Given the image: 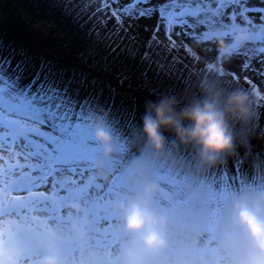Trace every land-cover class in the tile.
Here are the masks:
<instances>
[{
    "label": "rangeland",
    "instance_id": "1",
    "mask_svg": "<svg viewBox=\"0 0 264 264\" xmlns=\"http://www.w3.org/2000/svg\"><path fill=\"white\" fill-rule=\"evenodd\" d=\"M6 5V1H0V41L24 49L36 64L43 60L50 62L69 83L79 82L90 95L78 102L76 118L69 122L71 132L67 131V124L63 127L48 124L30 118L27 113L6 118L14 139L23 147L6 151L0 163L3 227H9V221H13L18 238L29 234L33 241H38L22 258L12 261L9 259L12 252H4L0 260L4 264H43L49 253H55L61 264H104L106 260L122 264L127 236L117 205L139 191L140 182L131 174L130 165L135 160H144L150 178L162 190L156 207L170 220L168 251L154 264H234L223 243L230 205L236 197L264 193V164L247 173L229 163L225 154L209 165L199 158L195 147L183 145L167 130V151L156 155L146 147L143 115H137L130 105H122L119 94L134 86L158 101L174 97L175 90L171 87L175 85L190 94V100L182 99L186 105L202 96L205 85L225 92L241 88L249 93L252 109L251 118L241 124L253 126L244 131L232 121L233 139L242 135L254 137L263 147L260 93L236 83L228 71L238 69L236 61L240 53L255 44L260 36L256 28L236 26L214 31L212 40L218 32L230 38L241 27L253 32V42L228 63L219 60L215 46L208 47L202 37L196 38L199 45L195 42L188 46L187 55L183 50L165 53L184 65L180 68L177 63L179 74L168 77L155 64L150 68L143 64L138 54L144 51V43L150 42L154 21H126L121 31L116 20L109 18L98 23L100 47L94 54L78 55L52 42L48 31L38 25L34 16H28L21 4L19 10ZM160 38L163 41L162 32ZM132 39L137 54L130 55L127 48ZM102 47L118 51L124 64L106 62V50ZM162 48L163 45L157 51ZM135 63L138 71L130 69ZM148 69L154 73L149 80L139 73ZM97 117L104 118L113 136L116 154L111 161L103 159L95 139Z\"/></svg>",
    "mask_w": 264,
    "mask_h": 264
},
{
    "label": "snow or ice",
    "instance_id": "2",
    "mask_svg": "<svg viewBox=\"0 0 264 264\" xmlns=\"http://www.w3.org/2000/svg\"><path fill=\"white\" fill-rule=\"evenodd\" d=\"M92 3L95 7L90 16L95 14L98 23L115 19L121 31L126 21H154L150 42H145L144 51L138 54L143 64L149 68L155 64L168 77L179 74L177 63L180 68L184 65L165 53L183 50L187 55L188 46L197 37L204 38L206 45L214 49L211 37L216 29L255 27L260 36L250 50L240 53L238 69L228 71L236 83L260 93L258 107L264 113V0H88V6ZM116 35L120 38L119 32ZM129 45V54H137L134 39L129 40ZM161 45L162 51H157ZM143 75L146 77L147 73ZM89 95L79 82L69 83L50 62L36 64L24 49L0 41V163L6 151L23 147L14 139L6 118L27 113L48 124H67V131L71 132L69 122L76 118L78 102ZM4 220L0 213V254H11L18 242V229L13 221L4 228ZM0 264L4 261L0 260Z\"/></svg>",
    "mask_w": 264,
    "mask_h": 264
},
{
    "label": "clouds",
    "instance_id": "3",
    "mask_svg": "<svg viewBox=\"0 0 264 264\" xmlns=\"http://www.w3.org/2000/svg\"><path fill=\"white\" fill-rule=\"evenodd\" d=\"M212 42L217 58L228 63L253 42V32L241 27L230 38L218 32ZM202 93L179 110L174 97L147 102L142 132L152 153L163 155L167 151L166 130L173 132L183 145L195 147L199 158L209 165L233 151L231 122L251 118L249 93L241 88L225 92L206 85L202 86ZM94 134L103 159L111 161L116 148L104 118H96ZM130 172L140 182V189L117 205L127 236L121 253L122 264H154L168 251L170 220L156 207L155 201L162 190L150 178L147 162L133 161ZM223 243L234 264H264V193H250L232 200ZM43 264H61V261L52 253Z\"/></svg>",
    "mask_w": 264,
    "mask_h": 264
},
{
    "label": "trees",
    "instance_id": "4",
    "mask_svg": "<svg viewBox=\"0 0 264 264\" xmlns=\"http://www.w3.org/2000/svg\"><path fill=\"white\" fill-rule=\"evenodd\" d=\"M5 2L6 7L11 5L12 9H18L19 5L24 8L28 16H34L38 20V25L48 31L50 40L61 48H66L72 53L78 55L84 53H93L100 43H97L98 31L100 29L97 20L91 13V6H88V0H0ZM16 11V10H15ZM96 31V32H95ZM106 50L104 60L106 62H115L116 64H124V59L118 51L110 49L109 47H102ZM110 62V63H111ZM134 63V62H133ZM132 63V64H133ZM130 69L138 71L135 65ZM129 69V70H130ZM131 70V71H132ZM146 70V69H145ZM147 71H139L145 73ZM138 77V76H137ZM154 77L152 70L148 69L147 79ZM133 82V80H132ZM128 88V87H127ZM129 91L121 92L120 99L122 105H130L137 115H143L146 111V104L153 101L147 92L143 90H136V87L129 86ZM174 96L179 103L178 110L185 105L182 99L189 98L188 91L178 88L173 85ZM109 90V89H108ZM193 98V96H191ZM195 99V98H194ZM156 102V101H153ZM235 126L246 131L247 127L243 126L241 122L235 121ZM253 140V142L251 141ZM257 138L242 135L234 139L233 151L226 154L228 162L235 164L237 168L245 169L247 173L252 171L257 166L264 164V146L260 147ZM257 143L258 145H254Z\"/></svg>",
    "mask_w": 264,
    "mask_h": 264
},
{
    "label": "bare ground",
    "instance_id": "5",
    "mask_svg": "<svg viewBox=\"0 0 264 264\" xmlns=\"http://www.w3.org/2000/svg\"><path fill=\"white\" fill-rule=\"evenodd\" d=\"M122 36V35H121ZM33 238L29 234H25L22 238H18V242L15 245L14 250L12 251V255L9 257L10 260L15 261L19 259V257L26 254L30 248H33L35 242L38 239H35L33 242Z\"/></svg>",
    "mask_w": 264,
    "mask_h": 264
},
{
    "label": "water",
    "instance_id": "6",
    "mask_svg": "<svg viewBox=\"0 0 264 264\" xmlns=\"http://www.w3.org/2000/svg\"><path fill=\"white\" fill-rule=\"evenodd\" d=\"M105 264H111V262H109V261L106 260V263Z\"/></svg>",
    "mask_w": 264,
    "mask_h": 264
}]
</instances>
